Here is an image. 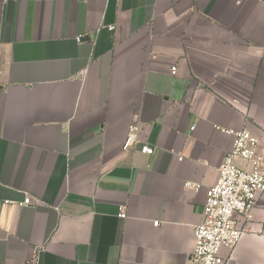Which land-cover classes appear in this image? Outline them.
<instances>
[{
	"label": "crops",
	"instance_id": "1",
	"mask_svg": "<svg viewBox=\"0 0 264 264\" xmlns=\"http://www.w3.org/2000/svg\"><path fill=\"white\" fill-rule=\"evenodd\" d=\"M222 130L264 142V0H0V264H188Z\"/></svg>",
	"mask_w": 264,
	"mask_h": 264
},
{
	"label": "built area",
	"instance_id": "2",
	"mask_svg": "<svg viewBox=\"0 0 264 264\" xmlns=\"http://www.w3.org/2000/svg\"><path fill=\"white\" fill-rule=\"evenodd\" d=\"M80 40L76 38L77 42ZM171 73H175V67L171 68ZM222 131L232 136V147L217 169L215 183L207 189L203 220L193 229L194 243L188 264H225L220 250L232 249L243 233L235 216L251 221L257 198L264 191V142L246 130ZM136 144H139L140 153L153 154L154 149L140 141L139 127L131 124L122 150L127 152ZM186 186L197 188L192 183ZM29 204L30 198L26 197L19 205ZM118 216L125 218L124 211ZM158 224L154 222L153 226Z\"/></svg>",
	"mask_w": 264,
	"mask_h": 264
}]
</instances>
